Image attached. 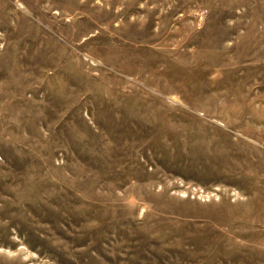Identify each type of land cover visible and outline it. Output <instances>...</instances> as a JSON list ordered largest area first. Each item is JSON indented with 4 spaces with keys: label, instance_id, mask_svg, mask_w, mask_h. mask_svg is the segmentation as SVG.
Here are the masks:
<instances>
[{
    "label": "rangeland",
    "instance_id": "1",
    "mask_svg": "<svg viewBox=\"0 0 264 264\" xmlns=\"http://www.w3.org/2000/svg\"><path fill=\"white\" fill-rule=\"evenodd\" d=\"M0 264H264V0H0Z\"/></svg>",
    "mask_w": 264,
    "mask_h": 264
}]
</instances>
